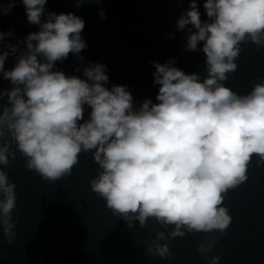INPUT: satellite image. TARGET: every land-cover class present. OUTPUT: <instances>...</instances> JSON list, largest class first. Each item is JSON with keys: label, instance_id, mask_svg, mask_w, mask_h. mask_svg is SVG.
Returning <instances> with one entry per match:
<instances>
[{"label": "clouds", "instance_id": "9594fccd", "mask_svg": "<svg viewBox=\"0 0 264 264\" xmlns=\"http://www.w3.org/2000/svg\"><path fill=\"white\" fill-rule=\"evenodd\" d=\"M47 2L22 0L28 23L39 31L7 45L16 55L18 45L26 44L12 69L5 70L10 53L0 51V73L12 86L0 89L3 237L10 245L15 242L16 185L4 168L16 152L27 169L55 183L72 174L82 152L91 151L101 169L90 181L91 190L114 216L129 229L135 221L143 228L149 219L165 230L171 227L156 232L147 254L167 259L169 245L160 241L207 233L197 248L207 258L218 242L212 234L225 233L232 222L224 206L229 190L248 179L254 156L257 165H264V79L246 94L225 86L238 68L241 44L264 47V0H204L203 21L197 0H189L176 28L192 26L185 51L204 53L207 75L201 80L197 73H185L174 66V58L154 62L157 103L145 99L139 107L127 86L105 87L104 64L90 62L83 69L86 79L55 70L58 61L87 48L81 36L85 21L71 12H51L42 21ZM89 2L102 0H76V5ZM15 4H0V15ZM99 16L105 19V11ZM12 34L0 32V45ZM85 106L91 109L87 120ZM219 259L213 256L209 264Z\"/></svg>", "mask_w": 264, "mask_h": 264}, {"label": "water", "instance_id": "95a60500", "mask_svg": "<svg viewBox=\"0 0 264 264\" xmlns=\"http://www.w3.org/2000/svg\"><path fill=\"white\" fill-rule=\"evenodd\" d=\"M7 3L0 0V4ZM203 4L204 0H197L202 21L207 19ZM189 7V0H102L80 7L76 0H48L41 19L46 21L51 12H71L85 21L81 36L87 48L79 56L69 54L66 60L58 61L55 70L86 79L83 69L90 62L104 64L109 77L105 87L127 86L134 107H139L145 99L157 103L159 85L153 83L154 62L163 64L174 58V66L185 73H197L201 80L207 75L204 53L185 51L192 26L182 31L176 28L180 15ZM101 10L106 13L105 19L99 16ZM9 31L13 34L5 36L0 45V51L9 53L8 44L17 45L39 31L38 25L28 23L22 0H16L7 15H0V32ZM198 47L202 48V44ZM25 48L26 44H19L17 54H9L5 70L15 66L16 57ZM241 48L236 60L238 68L225 86L246 94L264 79V47L257 50L248 42ZM11 87L0 73V89L9 91ZM3 102L7 103V97ZM90 111L85 106V120ZM256 161L254 156L248 179L229 190L224 206L232 222L225 233L212 234L218 242L207 258L197 248L208 234L189 233L160 241L167 243L171 251V256L163 259L147 254L145 249L157 231H170L171 227L165 230L149 219L145 227L135 221L129 229L126 221L114 216L105 201L91 190L90 181L101 171L91 151L82 152L72 174L55 183L27 169L25 158L16 152L15 160L4 168L10 182L16 185L17 201L12 213L16 235L10 245L0 228V264H209L213 256L220 257L218 264H264V165Z\"/></svg>", "mask_w": 264, "mask_h": 264}]
</instances>
